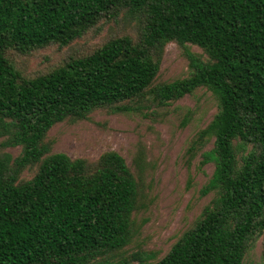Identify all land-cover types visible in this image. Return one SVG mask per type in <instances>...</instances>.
Returning a JSON list of instances; mask_svg holds the SVG:
<instances>
[{"label": "trees", "instance_id": "obj_1", "mask_svg": "<svg viewBox=\"0 0 264 264\" xmlns=\"http://www.w3.org/2000/svg\"><path fill=\"white\" fill-rule=\"evenodd\" d=\"M123 23L136 35L70 55L49 72L26 76L14 63L13 54L62 52ZM171 43L190 72L159 82ZM200 89L218 112L185 160L215 166L200 190L214 197L155 264H244L264 237V0H0V264H150L154 253L127 252L143 224L146 149L133 171L115 151L94 162L53 153L48 136L97 110L157 120Z\"/></svg>", "mask_w": 264, "mask_h": 264}, {"label": "rangeland", "instance_id": "obj_2", "mask_svg": "<svg viewBox=\"0 0 264 264\" xmlns=\"http://www.w3.org/2000/svg\"><path fill=\"white\" fill-rule=\"evenodd\" d=\"M124 34L135 36L136 31L125 23L104 26L100 34L89 33L62 52L48 48L31 56L13 54V60L24 75L34 77L51 71L70 55L89 53L109 39ZM191 49L202 53L198 47ZM189 72V61L183 50L174 43L168 44L158 81L186 78ZM158 112L157 120H153L97 110L89 120L57 124L48 136V140L53 141V153L94 162L104 153L115 151L125 158L133 171L138 148L146 149L149 168L143 176L145 208L137 214L138 224H143L127 252L154 253L156 257L149 261L150 264L157 263L170 252L214 197L213 194L201 197L200 190L212 177L215 166L209 164L200 170L198 156L188 167L185 152L196 134L213 120L218 102L210 91L200 89ZM186 119L188 125L182 128ZM212 146L210 142L205 150ZM8 152L16 157L20 149ZM32 176L31 172H25L23 178ZM244 264H264V237L255 243Z\"/></svg>", "mask_w": 264, "mask_h": 264}]
</instances>
